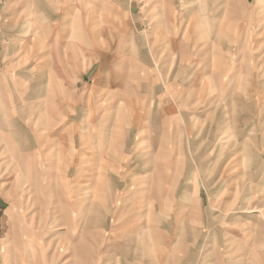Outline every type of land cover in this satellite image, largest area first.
<instances>
[{
    "label": "crops",
    "instance_id": "0c3cea01",
    "mask_svg": "<svg viewBox=\"0 0 264 264\" xmlns=\"http://www.w3.org/2000/svg\"><path fill=\"white\" fill-rule=\"evenodd\" d=\"M201 1L203 2L201 5L195 4L193 8L187 10L188 13L192 11L194 15L188 21L189 23L182 35L172 26L174 24L173 19H171L173 14L172 1H160L163 6V20L159 23V27L163 30L171 29V37L164 39L151 53H148L149 44L146 42L147 55L142 56L144 46L133 34L124 36L119 31L118 26L115 30L104 33L101 30L97 32L92 27L97 24L95 27L97 28V26L104 24V22L95 19V16L93 19V15L98 13L101 16L102 13L120 15V13H124V0H81L78 2L76 0H58V3L48 11L74 15L68 16L69 20L58 19L53 28L45 29L42 15L45 11L43 0H0V79L1 77L9 78V71L13 64L20 62L25 70H19V77L30 76V73H34L32 76L38 77V79L50 78L51 91L62 92L64 100L65 94H67L66 99L70 102L73 99L72 104L74 108H77L76 93L81 87V83L90 84L93 82L92 78L96 76L101 79L106 77V81L110 82L106 87L110 86L111 91L122 94L129 77L137 78L139 81L143 77L137 68L139 63L144 64L147 60H151L153 67V69L148 70L147 88H140L142 82L131 87V90L137 89L136 93L144 92L147 96L145 99H137L136 102L139 108L151 110L148 117V122H150L148 126L151 128L147 133L141 134L137 140L149 142L151 150H134L133 157L132 155L124 157L122 161L126 173H121L113 166L109 175H107L108 172L99 174L98 182L94 187L96 190L99 183L104 184L106 178H112L113 185L111 187L115 188L113 196L115 199L107 204L101 215L96 214L94 218L91 210L88 211L92 202L85 203V206L81 208L77 206V204H81V197H76L72 191H69L70 199L67 201V212L62 213L61 208L58 207L57 212L53 211L46 214L44 220L52 222L53 229L47 230V234H45L42 223L44 213L38 212L39 207H36L34 212H28L26 205L23 207L17 203L15 197L19 196L12 198V196H8L12 192H2V188H8V183L4 182L5 186H0V264H75L71 259L69 260V253H75L77 247L80 252L85 253L81 256L84 260L83 264H92L93 261L94 264H201L199 254L202 252L214 253L213 264H230L221 256L224 250L217 249L218 245H211L212 247L208 245L210 250H207L203 243L205 236L211 235V229L210 234H205V229L208 228L211 221L207 210V197L210 194L213 195V192H207V202L202 197V191L208 189L212 179L211 176L205 180L207 178L205 173L212 171L210 165L212 166L216 160L214 155L217 154L220 157L224 154L215 148L213 149V158L205 161L203 156L207 153L204 154V148L201 153H197L198 151L194 149L178 148V145L173 148L178 139L175 138V133L170 127L172 126L177 131L173 119H178V123H182V128L184 131L186 130L185 124L192 117L190 113L183 110L196 108L200 102L199 98L191 100L194 93H204L203 99L201 98L204 106L207 107L208 103L211 105L215 102L218 105L215 113L207 116V118L204 117L206 123V120L214 121L221 118L226 120L222 108L219 107L220 104L235 106V103L238 102L234 99L233 94L243 92L246 97L247 92H250L248 87H253L248 82L252 80L255 83V89L259 88L258 84H262L261 73L263 74V70L258 72L260 69L258 64L264 62V34L261 36V33H257L256 30L255 33L252 32V20L254 19V11L264 7V4H261V1L264 0H249V3L244 0H224V3H221L220 0H209L210 3L208 0ZM250 5L251 9L249 8ZM203 7L207 9V13H212L206 16L208 19L204 31V27L201 28L204 21H200L199 15H196ZM235 7L238 8L236 11ZM28 13L35 15L30 21L31 24L35 23V26L38 27L42 23L39 30L38 28L35 29L36 38L28 36ZM232 13L234 15L230 16ZM195 15L196 17H194ZM64 18L67 17L64 16ZM192 19H195V23L198 20L199 23L196 26L199 29V37L195 40H193L194 37L188 36L190 33L189 24ZM80 20L84 21L85 33L87 34L83 38V42H77L75 41L77 37H73ZM238 23L240 28L237 38H241V40H237L239 48L236 49L234 47L236 39L234 35ZM226 24L228 25L227 28L225 27ZM200 29H202L201 33H199ZM259 29L264 33V24L260 25ZM221 30L222 32L225 31V34ZM246 36H248V46L252 55L244 64L242 61L245 54H242V49ZM157 40L162 39L158 37ZM32 45L36 46V51L38 49L34 56L36 65L40 66L41 61L39 60L41 58L47 57V61H50V64L47 61L45 63L47 70L37 69L34 72L33 69H27V66L22 64L25 57L23 54L31 53ZM161 45L164 49H161ZM229 48L230 54L227 51ZM161 50L165 51L163 56ZM187 50H191L190 55H186ZM171 51L176 54L175 65L172 69L169 67ZM81 52L83 53L82 62H86L87 65L77 64L80 57L78 60L75 57ZM97 57L100 64L105 59L109 61L107 64H102L96 71ZM165 57L167 58L164 59ZM215 58L224 61L219 67H222L221 69H214ZM28 60L33 62V58H28ZM16 67L17 65L14 68ZM78 67L82 70V74H77ZM64 73L77 74L79 82L66 80ZM135 79L133 82L138 83L139 81H135ZM36 81L37 87L45 86L44 80ZM176 81L182 83L183 87L180 89L177 86L174 87L173 83ZM238 84L241 86V90H238ZM90 85H94L95 88L103 86L102 80H97V78ZM93 87L89 88V92L94 89ZM261 92H264V88L261 89ZM231 100H235V103H231ZM85 103L87 104V100ZM121 103L120 98L100 107L105 109L123 108L124 105ZM242 105L245 109L246 104ZM65 106L62 104V107ZM3 110V115L10 119V104L5 103ZM174 114L180 117H176ZM230 116L233 121L241 118L239 115L235 116V113L234 115L230 114ZM161 118H163L162 122L169 127L161 128L159 123ZM73 122V120L67 122L68 128L73 125ZM67 136H58L57 139H51V141L59 142L58 145L60 146V144L63 145ZM70 136L68 141L74 142L75 138L73 135ZM99 136L101 138L98 140L100 150L97 154H101V157L96 166L109 171L107 164L104 163L106 155L102 154L106 151L103 146H107V138L104 134H99ZM96 140V138L93 139L94 142H97ZM88 141L91 144L90 138ZM192 143L196 144L197 141L193 140ZM96 146L95 143L94 147ZM21 151L23 157H27L31 162L37 164H33L37 167V172L43 171L42 166L40 170L38 169V162L45 155V151L42 152L40 148H34L27 139L24 144L21 140ZM67 151L69 152L68 156H71L70 148H67ZM49 153L54 154L53 151ZM178 155L186 157L187 160L178 163L175 160ZM75 157L72 159L73 167L70 168L69 166L70 171L75 167ZM155 167L158 171L160 170V173H163L159 182H156L159 187L156 185L153 187L151 178L152 174L156 173ZM68 183L70 190H72L73 182L70 177ZM29 184L31 186H24H29L35 191L32 193L31 200L35 198V201L43 205L40 201L43 195L39 190L49 186H45V181H35ZM213 187L215 186L212 185L210 188ZM10 188H13L11 182ZM160 189L161 192H158ZM195 191H197L196 194ZM162 193L164 195L160 197ZM161 199L168 201L169 205L165 206L161 203ZM150 204L153 206L154 215L164 217L162 224L155 219V225H148V216L151 215L149 213ZM41 208L42 206H40ZM31 223H35L34 227H30L32 226ZM142 230L144 232L141 236L139 233L141 234ZM82 237L84 238L83 243H81ZM65 244L70 248L67 255L64 252ZM241 247L249 248L251 249L250 252L254 253L251 257L252 264H264V252L262 250L253 251L255 244L245 241ZM138 248L141 249L140 253L147 254L146 256L143 255L142 261L136 260L135 252ZM92 252L93 254H91ZM129 253H131V258L126 255ZM117 258L121 261L115 262ZM246 264H249V258Z\"/></svg>",
    "mask_w": 264,
    "mask_h": 264
},
{
    "label": "rangeland",
    "instance_id": "374dc122",
    "mask_svg": "<svg viewBox=\"0 0 264 264\" xmlns=\"http://www.w3.org/2000/svg\"><path fill=\"white\" fill-rule=\"evenodd\" d=\"M76 1L78 2L81 0ZM160 1L162 2L163 0H124V13H120V15L116 13H102V16L99 13L93 15V19L95 16V19L104 22V24L97 26V28H95L97 24L92 27L95 31L99 32L101 30L104 33L109 30L113 31L118 26L119 31H121L124 36L133 34V36H136L140 40L142 46H144L142 56H146V42L149 44L148 53H151V51L157 49L159 43L163 42L164 39L171 37V29L163 30L159 27V23L163 20V6L160 4ZM171 1L173 9L171 19H173L174 23L172 26L174 30L182 35L189 23L188 21H190V18L194 15L192 11L188 13L187 10L193 8L195 4L198 5L199 3L201 5L203 2L201 0H197V2L196 0L190 2L187 0ZM244 1L249 3V0ZM208 2L210 3L209 0ZM220 2L224 3V0H220ZM43 3L45 5V11L42 14L44 29L48 27L53 28L58 19H68V16L74 15L70 13L64 14L48 11L58 3V0H43ZM261 4H264V1H261ZM251 5L249 7L250 9ZM244 7L245 6L243 5V8ZM236 9L238 8L235 7V11ZM208 14L212 13H207V9L204 7L196 14L199 15L200 21H204V24L201 26V28L204 27L203 31L208 19L206 18ZM27 15L28 36H34V38H36L35 29L38 28L39 30L42 23L36 27L35 23H30L35 15L33 13H28ZM196 15L194 17H196ZM232 15H234V13L230 14V16ZM64 16L67 18H64ZM253 17L252 32L255 33L256 30L257 33L260 32V35L263 36L264 33H262V30L259 28L260 25L264 24V7H260V9L258 8L254 11ZM189 25L190 33L188 36L194 37L193 40H195L199 37V29L196 27L199 25L198 20L195 23V19H192ZM237 25L238 28L235 31V35L233 30L234 38H236L234 41V47H236V49L239 48L237 40H241V38H237L239 34L238 29L240 28L239 23ZM227 26L228 25L226 24L225 27L227 28ZM75 31L76 32H74L73 35V37H77L75 41L83 42V38L87 36L85 33L84 21L80 20ZM201 31L202 29H200L199 33H201ZM222 33L225 34V31ZM202 34H204V32H202ZM158 37H161L162 40H157ZM223 37L225 36L223 35ZM247 40L248 36L244 39L243 52L240 50L242 54H245L242 61L244 64L247 62L248 57L252 55ZM31 47V53L23 54L25 57L23 58L22 64L26 65L27 69H33L34 72L37 69L43 71L47 70L45 63L48 58H41L39 60L41 61L40 66H38V64L36 65L34 56L38 52V49L36 51L35 45H32ZM161 49H164L162 45ZM229 50L230 48L227 51L229 52ZM190 51L191 50H187L186 55H190ZM160 52L163 56L165 51L161 50ZM175 55V52H170L169 67H171V69L173 65H175ZM78 57H80V60H78ZM28 58H33V62L28 60ZM75 58L78 60V65H87L86 62H82V52L76 55ZM166 58L167 57L164 59ZM107 61L109 60L105 59L102 64H107ZM47 62L50 64V61ZM222 62H224L222 59L215 58L214 69H221L222 67H219L222 66ZM95 63V69L97 71L102 65L99 63L98 57L96 58ZM16 65L17 67L14 68ZM258 66L260 68L258 72L263 70V74L261 73V79L263 80L262 84L257 85L259 88L255 89V83L251 80V82H248L253 85V87H248L250 90V92H248L250 94L247 92L246 97L243 92L233 94L234 99L238 102L235 103V100H231V103H235V106L220 104L219 107L222 108L226 120L223 118L214 121L206 120L205 123L204 117L207 118V116L215 113L218 105L216 102H211V105L208 103L207 107L204 106L201 101V98L203 99L204 97V93L197 92L194 93L193 98H191V100L199 98L200 102L196 108L183 110L184 112L190 113L192 117L189 122L185 124L186 130L184 131L182 128V123H178V119H173V122L176 123L174 126H177V131L172 126L170 127L173 133H175V138L178 139L173 148L178 145V148L194 149L195 151H198L197 153H201L204 148V154L207 153L203 156V160L205 161L213 158V149L215 148H218L219 151L224 154L220 157L217 154L214 155L216 160L212 166L210 165V170L212 171L205 173L207 177L205 180H208V177L212 176L210 185H214L215 187L210 188L211 186L209 185L208 189L202 191V197H204L205 201L206 195L208 194L207 192H213V195L210 194L207 197V210L209 211V218L211 221L208 226L209 229L207 227V230L205 229V234H210L211 229V235L209 237L205 236L203 243L207 250H210L209 246L211 245H218L217 249L220 251L224 250L221 256L230 264H246L248 258L249 264L253 263L251 257L254 253L250 252L251 249H244L241 247L245 241L255 244L253 251L262 250L264 252V92H261V89L264 88V62L258 64ZM137 68L143 77H141L140 81L137 78H127L128 80L125 83L124 92L122 94L111 91L110 86L106 87L110 84V82L108 83L106 81V77L102 79L97 76L92 78L93 82L90 84H93L94 79L96 78L97 80H102L103 86L101 88H95L93 87L94 85L91 86L90 84L81 83V87L76 93L77 108H74L72 104L73 99H71V102L66 99L67 94H65L64 100L62 98V92L51 91L52 86L50 78L38 79V77L32 76L34 73L30 72H27L31 74L30 76L19 77V70H25L20 62L13 64L9 71V78L1 77L0 186H5L4 182L8 183V188L5 189L4 187L1 191L5 193L12 192L11 195H8L9 197L12 196V198L13 196H19L15 197L17 198V203L23 207L26 205L28 212H34L36 207H39L38 212L44 213L42 215V223L44 225L43 230L45 234H47V230L53 229L52 222L44 220L46 214L53 211L57 212L58 207L67 208V201L70 199L69 191H72L73 195L76 197H81V204H77V206L83 208L85 203L92 202L88 207V211L91 210L94 218L96 214L101 215V212L105 211L107 204L115 199V197H113L115 188L111 187L113 185L112 178H106V183H99L95 190L94 187L98 182L97 178L99 177V174L108 172L107 175H109V172L112 171L111 167L113 166L124 174L126 173L124 171L125 165H123L122 162L124 157H130V155L133 157L134 150H151V148H149V142L137 140L141 137V134L147 133L149 128H151V126H148L150 123L148 122V117L151 110L139 108L138 103L136 102L137 99H145L147 96L144 92L136 93L137 89L135 88L131 90L133 85L137 86L140 82H142L141 89L148 87V70L153 69L151 60H147L144 64L139 63ZM193 68L195 67L193 66ZM136 71L138 72V70ZM77 72V74L83 73L80 67H78ZM64 75L66 76V80L69 79L73 82H79V76L69 73H64ZM107 79L110 80V78ZM133 79L139 82L134 83ZM36 80H44L45 86L37 87ZM173 86H177V88L180 89L183 87V84L176 81L173 83ZM91 87L94 88L92 89L94 92H89V88ZM241 89L242 88L239 85L238 90ZM119 95L122 100L121 104L124 105L123 108L105 109L100 107L103 104H110L112 100L120 99ZM86 100L87 104L85 103ZM67 102H69L68 105ZM5 103H9L11 106L10 119L3 115V106ZM244 103L246 104L245 109L242 105ZM60 104L61 106H59ZM62 104H65L66 106L62 107ZM234 113L235 116L239 115L241 118L233 121L230 114L234 115ZM174 115L180 117L177 114ZM98 117L99 119L97 120ZM69 120H73L74 122L73 125L68 128L69 125L67 122ZM162 120L163 118H161V122L159 121L161 128L165 129V127H169L168 125H165ZM101 122L102 124H100ZM71 128L72 131H70ZM99 134H104L107 138V146H103V149L106 151L102 154L106 155L104 163L107 164L109 171L102 170L96 166L101 157V154H97L100 150L98 140L101 138ZM66 135L68 136L66 138L64 137L65 141L63 142V145L60 144L59 146V142L51 141V139H57L58 136ZM69 135H73L75 138L74 142L68 141V138H71ZM89 138L91 139V144L88 141ZM95 138L97 139V142L93 141ZM26 139L32 143L34 148H40L42 152L45 151V155L42 156L40 158L41 161L38 162V169L40 170V167L42 166V172L36 171L37 167L33 166V164L37 165L36 163L31 162L27 157L21 155V140L24 144ZM193 140H195V142L197 141V143H192ZM95 143L97 145L96 147H94ZM67 148H70V151H72L71 156H68L69 152L67 151ZM51 150L54 153L52 155L49 153L52 152ZM74 157L76 164L72 171H70V168L73 167L72 159ZM175 160L180 163L181 161L187 160V158L178 155L175 157ZM159 171L157 167H155L156 173L151 176L154 184L153 187L158 186V184L156 185V182H159L163 176V173H160ZM69 177L73 182L71 185L72 190H70L68 183ZM35 181H45V186H49L39 190L43 195L40 199L43 205H40L35 201V198L31 200L32 193L35 191L29 188V186H31L29 183H34ZM10 182L13 188H10ZM24 185L29 186L25 187ZM58 186L59 188H57ZM154 191L156 192V190ZM158 192H161V189ZM196 192L197 191H195V194ZM163 195V193L161 196L159 194L160 197ZM161 203L165 206L169 205L168 201H165L164 199H161ZM13 204H15L14 201ZM40 206H42L41 209ZM152 207V204H150L149 213L151 214V217L148 216V225H155V219L162 224V218L164 217L154 215ZM94 218L93 220H95ZM31 224L32 226L30 227H34L35 223ZM143 232L144 231L142 230L139 235L142 236ZM81 240V243H83L84 238L82 237ZM65 245L64 252H66L67 255V251H69L70 248L67 244ZM138 250L135 252L136 260L138 259L142 261L143 255L146 256L147 254L140 253L141 249L139 248ZM72 253H69V260L71 259L75 264H83L84 260L81 256L85 253L82 251L80 252L78 247L76 248L75 253ZM91 254H93V252ZM213 254V252L200 253V263L213 264ZM126 255L131 258V253ZM118 260L121 261V259L117 258L115 262ZM92 264H94V261Z\"/></svg>",
    "mask_w": 264,
    "mask_h": 264
},
{
    "label": "bare ground",
    "instance_id": "6f19581e",
    "mask_svg": "<svg viewBox=\"0 0 264 264\" xmlns=\"http://www.w3.org/2000/svg\"><path fill=\"white\" fill-rule=\"evenodd\" d=\"M260 202H261V201H260ZM248 204H249V203H248ZM245 210H246V209H245ZM60 211L64 213V212H67V209L61 207V210H60ZM62 222H63V221H62Z\"/></svg>",
    "mask_w": 264,
    "mask_h": 264
}]
</instances>
